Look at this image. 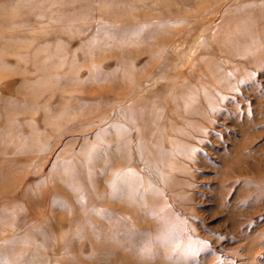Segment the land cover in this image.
Segmentation results:
<instances>
[{"label":"rangeland","instance_id":"1","mask_svg":"<svg viewBox=\"0 0 264 264\" xmlns=\"http://www.w3.org/2000/svg\"><path fill=\"white\" fill-rule=\"evenodd\" d=\"M0 264H264V0H0Z\"/></svg>","mask_w":264,"mask_h":264},{"label":"bare ground","instance_id":"2","mask_svg":"<svg viewBox=\"0 0 264 264\" xmlns=\"http://www.w3.org/2000/svg\"><path fill=\"white\" fill-rule=\"evenodd\" d=\"M201 0H178V3L180 5H196L198 2H200ZM189 8V7H188ZM182 10V9H181ZM203 10V9H202ZM211 9L208 8H204V11L208 12ZM181 12V11H180ZM199 13V11L197 12ZM36 83V82H35Z\"/></svg>","mask_w":264,"mask_h":264}]
</instances>
